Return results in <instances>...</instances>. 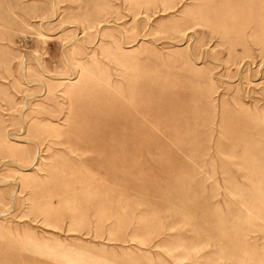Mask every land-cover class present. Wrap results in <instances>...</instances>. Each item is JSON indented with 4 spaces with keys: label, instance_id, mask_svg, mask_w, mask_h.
Returning a JSON list of instances; mask_svg holds the SVG:
<instances>
[{
    "label": "rangeland",
    "instance_id": "1",
    "mask_svg": "<svg viewBox=\"0 0 264 264\" xmlns=\"http://www.w3.org/2000/svg\"><path fill=\"white\" fill-rule=\"evenodd\" d=\"M0 264H264V0H0Z\"/></svg>",
    "mask_w": 264,
    "mask_h": 264
}]
</instances>
